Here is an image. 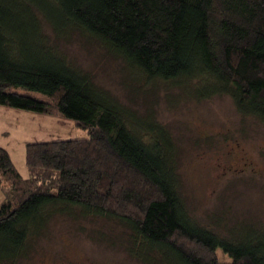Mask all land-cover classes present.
Listing matches in <instances>:
<instances>
[{
  "label": "trees",
  "instance_id": "trees-1",
  "mask_svg": "<svg viewBox=\"0 0 264 264\" xmlns=\"http://www.w3.org/2000/svg\"><path fill=\"white\" fill-rule=\"evenodd\" d=\"M72 36L138 87L226 95L264 127V0H0V105L88 132L27 143L26 177L0 146V264L28 258L56 217L120 225L142 262L264 264V223L220 234L196 221L169 131L73 64L55 44Z\"/></svg>",
  "mask_w": 264,
  "mask_h": 264
},
{
  "label": "rangeland",
  "instance_id": "rangeland-1",
  "mask_svg": "<svg viewBox=\"0 0 264 264\" xmlns=\"http://www.w3.org/2000/svg\"><path fill=\"white\" fill-rule=\"evenodd\" d=\"M55 44L139 116L169 131L177 146L179 194L196 221L220 234L238 224L264 223V127L239 114L230 97L199 99L176 85L138 87L120 61L95 45L75 36ZM0 111V146L23 177L27 143L88 136L69 118L2 105ZM129 249V236L120 225L56 217L19 264H156L142 262Z\"/></svg>",
  "mask_w": 264,
  "mask_h": 264
},
{
  "label": "crops",
  "instance_id": "crops-1",
  "mask_svg": "<svg viewBox=\"0 0 264 264\" xmlns=\"http://www.w3.org/2000/svg\"><path fill=\"white\" fill-rule=\"evenodd\" d=\"M1 112V111H0ZM2 123L0 122V126H1V128H3L4 126H3V124L1 125ZM4 129V128H3ZM2 199V196H1V198H0V200Z\"/></svg>",
  "mask_w": 264,
  "mask_h": 264
}]
</instances>
